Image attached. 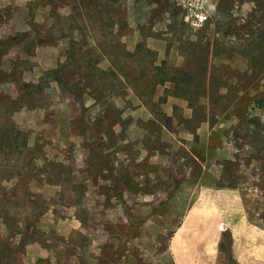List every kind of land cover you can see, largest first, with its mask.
<instances>
[{
	"label": "rangeland",
	"instance_id": "obj_1",
	"mask_svg": "<svg viewBox=\"0 0 264 264\" xmlns=\"http://www.w3.org/2000/svg\"><path fill=\"white\" fill-rule=\"evenodd\" d=\"M208 186L264 227V0H0V264H174Z\"/></svg>",
	"mask_w": 264,
	"mask_h": 264
},
{
	"label": "crops",
	"instance_id": "obj_2",
	"mask_svg": "<svg viewBox=\"0 0 264 264\" xmlns=\"http://www.w3.org/2000/svg\"><path fill=\"white\" fill-rule=\"evenodd\" d=\"M226 234L236 264H264V227L250 219L242 192L203 187L171 237L174 264H223L220 244Z\"/></svg>",
	"mask_w": 264,
	"mask_h": 264
},
{
	"label": "trees",
	"instance_id": "obj_3",
	"mask_svg": "<svg viewBox=\"0 0 264 264\" xmlns=\"http://www.w3.org/2000/svg\"><path fill=\"white\" fill-rule=\"evenodd\" d=\"M10 48V46H8L7 47V49H9ZM181 74H182V72H181ZM187 78V77H186ZM188 79H190V78H188ZM180 80H182L177 74L176 75H174L172 78H170V79H164V80H162L161 81V84H164V83H166V82H172V83H174L175 84V90L176 91H179V90H182L183 88H181L179 85H178V83L180 82ZM185 80V79H184ZM36 218V217H35ZM1 220H4V222H3V224L4 225H6V226H8V220H9V217L8 216H3L2 218H1ZM26 224V223H25ZM16 226V225H15ZM22 232L23 231H19L18 233L19 234H22ZM9 247H3V250L1 251L2 253H1V256H4L5 254H7V253H9ZM220 251H221V253H223V252H227V253H229V256L231 257V247H229V248H224V246L222 245V244H220ZM232 258V257H231Z\"/></svg>",
	"mask_w": 264,
	"mask_h": 264
}]
</instances>
